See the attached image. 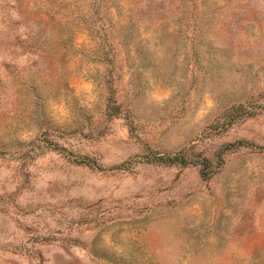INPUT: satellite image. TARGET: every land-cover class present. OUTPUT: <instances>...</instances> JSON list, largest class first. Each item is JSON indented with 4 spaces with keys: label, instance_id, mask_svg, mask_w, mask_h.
Wrapping results in <instances>:
<instances>
[{
    "label": "rangeland",
    "instance_id": "obj_1",
    "mask_svg": "<svg viewBox=\"0 0 264 264\" xmlns=\"http://www.w3.org/2000/svg\"><path fill=\"white\" fill-rule=\"evenodd\" d=\"M0 264H264V0H0Z\"/></svg>",
    "mask_w": 264,
    "mask_h": 264
},
{
    "label": "trees",
    "instance_id": "obj_2",
    "mask_svg": "<svg viewBox=\"0 0 264 264\" xmlns=\"http://www.w3.org/2000/svg\"><path fill=\"white\" fill-rule=\"evenodd\" d=\"M241 107H243V104L239 103L236 106H234L233 109H239ZM145 159L146 161L152 163L167 164V165H173V164L186 165L191 162L190 160H192L186 157L184 149H180L174 152H166V153L153 152L152 154L146 156ZM205 162L207 163V161Z\"/></svg>",
    "mask_w": 264,
    "mask_h": 264
}]
</instances>
